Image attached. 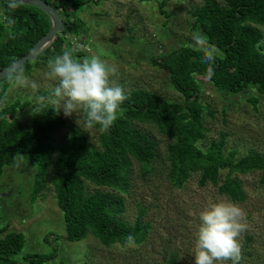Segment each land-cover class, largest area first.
I'll list each match as a JSON object with an SVG mask.
<instances>
[{
	"label": "trees",
	"instance_id": "obj_1",
	"mask_svg": "<svg viewBox=\"0 0 264 264\" xmlns=\"http://www.w3.org/2000/svg\"><path fill=\"white\" fill-rule=\"evenodd\" d=\"M51 5L64 23L59 33L33 60L24 63V74L33 66H47L48 60L61 55L71 45L66 36L84 42L87 29L78 17L86 1L44 0ZM103 0H94L99 3ZM205 0L190 10V29L200 32L221 52L211 67L214 75L206 78L207 64L203 53L190 45L172 48L162 56L151 57V63L164 70L172 87L182 101H171L154 93L136 89L126 93L128 99L121 105L122 115L104 133L96 132L97 146L83 133L68 127L62 139L57 134L66 127V119L47 107L31 114L29 129L16 118V112L31 105V101L14 100L6 103V91L13 73L0 81V176L4 167L11 166L19 156L35 168L32 181V201L49 184L55 203L63 215L65 240L76 242L93 236L105 247L113 244L130 245L145 241L148 225L138 220L132 225L123 221L124 195L131 188L130 176L137 164L141 177L153 172L157 157L156 143L141 132L134 123L153 125L168 140L165 159L167 179L180 188L193 175L198 184H211L217 193L233 203L245 200L242 181L238 174L259 172L258 182L264 186V153L248 151L238 157L235 150L225 152L226 135L206 144L207 128L204 123L205 105L200 101L199 85L195 76L209 81L218 91L240 94L253 90L264 96V49L261 41L264 27V0ZM7 0H0V70L27 54L36 41L51 28L49 17L40 9L20 4L7 9ZM165 0L158 7L161 14ZM9 15L16 23L8 27L2 15ZM78 58L81 50H73ZM19 68V69H20ZM45 97L51 91H41ZM35 98V97H33ZM256 104V99H252ZM97 189L91 193L87 185ZM104 189V190H101ZM141 214V210H140ZM51 236L49 233L46 236ZM21 232L8 231L0 226V264H44L48 258L35 254L18 262L15 256L23 247ZM174 264V257L170 259Z\"/></svg>",
	"mask_w": 264,
	"mask_h": 264
},
{
	"label": "rangeland",
	"instance_id": "obj_2",
	"mask_svg": "<svg viewBox=\"0 0 264 264\" xmlns=\"http://www.w3.org/2000/svg\"><path fill=\"white\" fill-rule=\"evenodd\" d=\"M86 1L78 17L87 32L84 42H74L68 49L81 50L78 58L98 56L118 69V82L125 94L142 89L164 99L181 102L180 94L170 84L167 73L151 63V57L162 56L172 48L192 45L190 10L205 0H103ZM221 5L222 0H216ZM261 44L264 49V27ZM194 47V46H192ZM264 51V50H263ZM221 56V52L219 51ZM47 66H33L27 76L39 87L10 84L6 103L14 100L31 101V105L16 112V118L25 129L30 128L35 96L41 91H51L54 81L46 79ZM199 85L200 101L205 105L204 123L207 128L205 143L226 135L225 152L235 150L241 157L250 150L264 153V96L253 90L240 94L218 91L212 84L195 76ZM256 99V104L251 101ZM1 105V104H0ZM66 127L57 137L68 135V127L80 130L92 145L97 146L96 132L86 130L77 117H65ZM81 119L78 114V121ZM157 145L153 172L141 177L137 164L130 176L131 188L124 195L121 218L128 225L138 220L148 225L145 241L137 245L113 244L105 247L93 236L69 242L63 215L58 210L52 187L44 190L32 201V181L35 168L17 156L11 166H6L0 176V226L8 231L21 232L23 247L15 256L18 262L33 255H43L44 264H194L193 247L199 225V213L213 203L225 198L211 184L200 186L198 175H191L180 188L167 179L168 164L165 147L169 140L158 133L153 125L134 123ZM87 131V132H85ZM245 192L239 205L246 213L247 228L239 237L242 247L240 264H264V186L258 182L259 172L238 174ZM87 185L88 193L96 190ZM104 190V189H101ZM141 210V214H140ZM51 233V236H46ZM231 264V261L225 262Z\"/></svg>",
	"mask_w": 264,
	"mask_h": 264
},
{
	"label": "clouds",
	"instance_id": "obj_3",
	"mask_svg": "<svg viewBox=\"0 0 264 264\" xmlns=\"http://www.w3.org/2000/svg\"><path fill=\"white\" fill-rule=\"evenodd\" d=\"M21 2L7 0V9L14 10ZM3 22L12 27L16 21L9 15H2ZM196 50L202 51V63L207 64L206 78L211 79L214 71L211 64L219 50L208 42L200 32L192 34ZM46 79L55 82L51 95L35 96L34 111L41 112L47 107L56 112L62 110L65 117L75 115L76 123L82 122L88 131L98 127L99 132H107L122 115L121 105L128 99L125 89L118 82V69L98 56L77 58L72 49L48 60ZM14 85L30 87L34 92L38 85L31 81L23 68L17 70L12 78ZM78 114L81 119L78 121ZM87 132V131H85ZM246 213L230 199L223 198L199 213V225L193 247L194 264H240L242 247L239 237L246 230ZM127 241L135 244L129 235Z\"/></svg>",
	"mask_w": 264,
	"mask_h": 264
},
{
	"label": "water",
	"instance_id": "obj_4",
	"mask_svg": "<svg viewBox=\"0 0 264 264\" xmlns=\"http://www.w3.org/2000/svg\"><path fill=\"white\" fill-rule=\"evenodd\" d=\"M19 2L24 5L35 6L42 10L49 17L51 21V28L46 32V34L36 41L27 54L0 70V81L13 73L16 69L22 67L24 63L33 60L39 51L45 48L59 33L64 31V23L62 19L59 17L54 8L44 0H19Z\"/></svg>",
	"mask_w": 264,
	"mask_h": 264
},
{
	"label": "built area",
	"instance_id": "obj_5",
	"mask_svg": "<svg viewBox=\"0 0 264 264\" xmlns=\"http://www.w3.org/2000/svg\"><path fill=\"white\" fill-rule=\"evenodd\" d=\"M65 38L67 41H70L71 44L78 41V39L76 37L66 36Z\"/></svg>",
	"mask_w": 264,
	"mask_h": 264
}]
</instances>
